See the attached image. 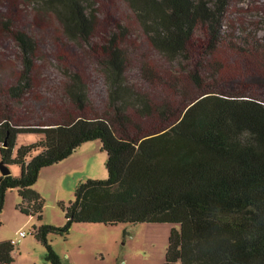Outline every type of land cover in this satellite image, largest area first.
<instances>
[{
  "label": "trees",
  "instance_id": "16d2710c",
  "mask_svg": "<svg viewBox=\"0 0 264 264\" xmlns=\"http://www.w3.org/2000/svg\"><path fill=\"white\" fill-rule=\"evenodd\" d=\"M231 2L4 0L0 160L21 174L0 177V215L16 189L41 220V171L88 142L107 153L108 178L61 204L66 225L34 228L51 264L48 235L77 223L175 225L164 264H264V38L226 30ZM19 134L43 139L14 155Z\"/></svg>",
  "mask_w": 264,
  "mask_h": 264
},
{
  "label": "rangeland",
  "instance_id": "374dc122",
  "mask_svg": "<svg viewBox=\"0 0 264 264\" xmlns=\"http://www.w3.org/2000/svg\"><path fill=\"white\" fill-rule=\"evenodd\" d=\"M211 3L214 0H210ZM0 0V12L4 9ZM26 6H36L27 2ZM225 21L237 28L238 34L257 31L264 38V0H232ZM229 20V21H228ZM9 51L16 50L14 43L5 40ZM51 65L52 62H49ZM63 70L51 65V76L63 78ZM43 139L39 134H19L15 153L19 148ZM2 145L0 144V147ZM1 156V152H0ZM1 161V160H0ZM107 153L100 141L88 142L78 148L69 158L41 171L33 190L43 200L42 219L37 215L24 214L20 209L21 198L17 190H9L0 215V242L11 241L15 246V261L11 264H51L46 259L47 248L36 238L35 227L66 225V207L75 199L76 187L87 180H106ZM11 174L19 176L21 169L10 165ZM19 174V175H18ZM2 176L0 171V177ZM171 224L136 225L120 224H73L68 235L58 232L48 235L49 244L63 264H164L169 244ZM28 235L19 240L20 233Z\"/></svg>",
  "mask_w": 264,
  "mask_h": 264
},
{
  "label": "water",
  "instance_id": "95a60500",
  "mask_svg": "<svg viewBox=\"0 0 264 264\" xmlns=\"http://www.w3.org/2000/svg\"><path fill=\"white\" fill-rule=\"evenodd\" d=\"M0 171L3 177L11 174L9 166L5 165L2 161H0Z\"/></svg>",
  "mask_w": 264,
  "mask_h": 264
},
{
  "label": "built area",
  "instance_id": "2783aa9c",
  "mask_svg": "<svg viewBox=\"0 0 264 264\" xmlns=\"http://www.w3.org/2000/svg\"><path fill=\"white\" fill-rule=\"evenodd\" d=\"M27 235H28V233H26V232H21V233H20L19 240L22 239V238H25Z\"/></svg>",
  "mask_w": 264,
  "mask_h": 264
},
{
  "label": "crops",
  "instance_id": "0c3cea01",
  "mask_svg": "<svg viewBox=\"0 0 264 264\" xmlns=\"http://www.w3.org/2000/svg\"><path fill=\"white\" fill-rule=\"evenodd\" d=\"M15 152V151H14ZM45 169V168H44ZM19 175V174H18ZM14 176V175H13ZM20 176V175H19ZM19 176H15V177H19ZM16 190V189H15ZM18 191V190H17ZM37 192V191H36Z\"/></svg>",
  "mask_w": 264,
  "mask_h": 264
}]
</instances>
